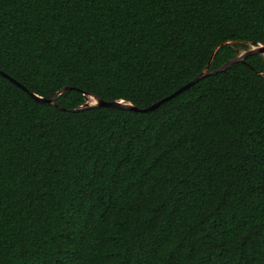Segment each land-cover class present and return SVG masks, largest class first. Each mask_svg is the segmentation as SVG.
<instances>
[{"label":"trees","instance_id":"16d2710c","mask_svg":"<svg viewBox=\"0 0 264 264\" xmlns=\"http://www.w3.org/2000/svg\"><path fill=\"white\" fill-rule=\"evenodd\" d=\"M260 44L264 0H0V264H264V55L214 73Z\"/></svg>","mask_w":264,"mask_h":264},{"label":"water","instance_id":"95a60500","mask_svg":"<svg viewBox=\"0 0 264 264\" xmlns=\"http://www.w3.org/2000/svg\"><path fill=\"white\" fill-rule=\"evenodd\" d=\"M263 54L264 55V44H260L258 46H254L249 50H245V52L243 54H240L239 56L235 57L232 60H229L228 62H226L224 65H222L219 69H217L214 73L216 72H221L224 71L226 68H228L231 64H233L236 61H242L245 59V57L249 54ZM1 74L3 76H5L6 78L10 79L12 82H14L16 85H18L19 87L26 89L22 84H20L19 82H17L15 79L11 78L9 75H7L6 73L1 72ZM206 74L202 73L200 74L198 77H196L195 79H193L192 81H190L189 83H187L186 85H184L183 87H181L179 90H177L176 92H174L173 94L165 97L164 99L152 104L151 106L144 108V109H139L134 107L132 104H127L123 101H111V102H106L103 101L101 99H99L96 96H93L96 100H97V104L99 106H103V107H115V108H129V109H134L136 111H140V112H149L152 111L156 108H158L162 103H164L165 101H168L169 99L175 97L176 95L180 94L181 92H183L184 90L188 89L189 87H191L192 85H194L195 83H197L202 77H204ZM33 96H35L38 100L43 101V102H47L50 104H55V98H41L37 95L32 94Z\"/></svg>","mask_w":264,"mask_h":264},{"label":"rangeland","instance_id":"374dc122","mask_svg":"<svg viewBox=\"0 0 264 264\" xmlns=\"http://www.w3.org/2000/svg\"><path fill=\"white\" fill-rule=\"evenodd\" d=\"M245 51L243 50H240V53L243 54ZM98 102L97 100L93 97V96H90L88 98V105H96Z\"/></svg>","mask_w":264,"mask_h":264}]
</instances>
